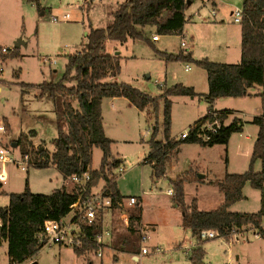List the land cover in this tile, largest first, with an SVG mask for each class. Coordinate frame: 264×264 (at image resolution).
<instances>
[{
  "label": "rangeland",
  "instance_id": "obj_1",
  "mask_svg": "<svg viewBox=\"0 0 264 264\" xmlns=\"http://www.w3.org/2000/svg\"><path fill=\"white\" fill-rule=\"evenodd\" d=\"M123 1L40 0V7H37L27 0H0V47L8 48L6 54L0 55V126L3 127L0 130V145L7 150L12 160L0 162V182L3 183L0 206L8 204L9 193L22 192L26 180L29 190L34 193H50L62 181L61 174L52 166L36 168L29 163L22 170L15 164H25L22 157L24 151L30 161L38 148L53 151L52 139L57 134V120L50 97L47 94L40 97L38 89L22 88L20 82L39 84L43 81H59L65 70L67 56L80 49L89 25L106 27L112 23L113 12ZM241 1L194 0L186 9V17L191 15L192 19L185 23L183 35H158L159 41L150 43L143 38L128 39L124 43L107 40L105 52L119 56L120 70L115 76L109 72L103 81L130 83L153 97L177 83L192 86L196 95L169 97V136L180 139L181 133L188 132L190 125L207 113L208 104L203 96L208 90L206 71L194 62L166 60L158 51L177 54L182 48L191 50L194 59L208 57L216 62H238L239 23L233 21V12L241 10ZM213 9L215 16L212 15ZM64 13L69 14L68 19H52V16L59 17ZM144 31L149 39L155 33L151 27ZM190 35L193 36V43H190ZM182 37L186 43L184 47L180 45ZM225 42L228 46L226 49L223 46ZM16 43L18 47H14ZM14 48L17 50L12 54ZM185 65L190 69L185 70ZM259 92L264 94V87H252L251 95L243 97L217 98L214 103L216 109L233 111L225 123L235 116L241 119L242 130L232 133L227 145L203 148L195 143H182L178 153L167 163V175L158 180L152 175L151 166L143 163V159L149 152L148 142L153 132L157 140H164L163 99L158 100V108L154 111L150 106L139 110L124 97L103 98L101 113L104 132L113 140L112 155L121 159L124 167L120 175L117 168L112 169L116 185L127 208L130 207L127 205L129 196H141L137 205L142 207L139 216L143 225L139 226H142L140 231L149 235V239L140 243L137 231L125 228L122 223L118 224V211L106 208L102 211V234L97 240L101 244L109 243L111 238L119 234L126 238L121 245H135L137 253L143 245L148 252L141 254L137 261L132 258V253L125 251L116 252L117 258H114L109 249H98L101 256L95 251L77 256L70 244L47 242L31 260L19 264H193L191 249L198 244L204 250L199 264H264V238L256 234L257 230L247 227L232 238L216 236L197 240L181 225V212L167 192L171 187L168 177H185V203L190 204L196 198L198 209L201 210H211L218 205L219 193L211 183L214 178L220 179L226 173H243L249 167L258 129L251 120L264 110L262 98L257 95ZM101 158V150L93 148V169L99 168ZM253 169L261 170L260 160L254 161ZM2 171L6 173L5 182L1 178ZM204 173L206 177L197 180ZM103 185L104 182L100 181L92 191ZM71 187L67 186L68 189ZM242 191L244 197L233 208L243 212L257 211L260 208V191L249 182L245 183ZM135 207L132 205L125 211L129 215ZM119 208H124L122 203ZM69 216L65 217L66 221ZM150 222L156 223L155 230L149 226ZM261 224L264 227V216ZM115 242L112 240L110 246L117 245ZM6 251V243L2 242L0 264H9Z\"/></svg>",
  "mask_w": 264,
  "mask_h": 264
},
{
  "label": "trees",
  "instance_id": "obj_2",
  "mask_svg": "<svg viewBox=\"0 0 264 264\" xmlns=\"http://www.w3.org/2000/svg\"><path fill=\"white\" fill-rule=\"evenodd\" d=\"M40 7V0H27ZM194 0H124L113 12L112 23L106 27H88L85 41L78 51L67 56L65 70L57 82L43 81L39 84L20 82L22 88L33 87L39 90L38 96L48 95L52 101L56 117V137L52 139L53 151L38 148L29 162L36 168L54 166L64 177L89 173V179L83 187L73 184L70 189L61 186L50 193H34L29 190L26 180L22 192L9 193L8 204L0 206V244L6 243L9 264H19L31 260L38 250L47 243L43 231L46 220L62 222L72 212L70 222L75 226L73 233L76 241L72 249L77 256L97 252L101 244L97 236L102 233V217L99 214L92 224L72 205L85 199L100 181L104 182L107 194L111 198L110 207L121 200L112 169L119 160L111 153L112 139L106 136L101 113L103 98L124 97L139 110L158 108V100L163 99L164 140H157L154 132L149 140V152L143 159L152 169V175L159 179L166 175L167 163L178 153L182 143H196L201 146L217 144L227 145L232 133L242 130V121L233 117L225 123L231 109L218 110L214 103L219 97H243L251 95L250 89L264 87V0H242L241 54L236 63L216 62L208 57L194 59L191 50L180 49L177 54L159 52L166 60L194 62L206 71L208 90L203 96L208 104L205 116L195 120L185 138L175 139L169 136L171 100L174 95H196L192 86L180 83L164 88L162 94L150 96L130 83L103 79L110 72L117 75L120 70L119 56L105 52L107 40L121 43L128 39L152 41L145 35L147 27H153L155 35L182 34L187 22L186 9ZM154 35V34H153ZM14 48L13 53L16 52ZM24 93L25 90L22 89ZM22 93V95H23ZM262 98L263 92L257 93ZM219 121L215 131L206 127L208 122ZM258 126L252 146L250 164L243 173H226L213 183L223 195L222 202L212 210H200L196 198L190 205L185 203V177L169 178L172 187V201L182 213V225L197 240L201 230H213L217 236H228L232 231L253 228L256 234L264 238L261 224L264 216V113L251 120ZM18 141L17 144H19ZM98 147L102 152L100 166L93 169L92 151ZM27 152L24 151L23 154ZM260 160L261 170L254 171L253 163ZM246 182L261 193L260 208L255 212L232 211L230 206L241 200ZM2 183L0 182V189ZM140 207L130 214V220L139 218ZM64 222V221H63ZM123 250L136 252L137 246L123 247ZM204 250L196 245L191 249L193 264L202 261Z\"/></svg>",
  "mask_w": 264,
  "mask_h": 264
},
{
  "label": "built area",
  "instance_id": "obj_3",
  "mask_svg": "<svg viewBox=\"0 0 264 264\" xmlns=\"http://www.w3.org/2000/svg\"><path fill=\"white\" fill-rule=\"evenodd\" d=\"M212 15H215L214 9L212 10ZM234 15V22H238L240 23L241 21V16H242V10H235L233 12ZM69 18V14L68 13H64L59 17L56 16H52V19L54 21H58V20H65ZM159 36L158 35H152L151 40L152 41H156L158 40ZM180 45L182 47L186 46L185 40L182 39L180 42ZM8 52V48L6 47H0V55L3 53H7ZM185 70H189L190 67L188 65H185ZM113 106V104H112ZM219 126V121L216 119L213 122H208L206 124V127L208 128V130L210 131H215V129ZM3 127L0 126V130H2ZM186 134H188V132H183L180 134V138H185ZM23 160L25 162H15V164L20 167L22 170H24L27 165H29L30 162V158L28 156V154H23L22 155ZM12 161L11 158L8 155L7 150L2 147L0 145V162H10ZM14 162V161H13ZM119 172L123 171V167L122 166H118ZM1 178L3 180H5L6 178V173L4 171H2L1 174ZM89 179V173L88 172H84L81 175H77L74 174L72 176H69L68 178H66V185L69 183L72 184H77L83 187V190H85L84 184L85 182ZM107 188L105 186H102L101 188H99L96 191H91L89 193L88 196H86L85 199H81L78 200L76 203H74L72 205V208H78L79 212L82 214V216L84 217V219L86 220L87 224H92L94 223V221L96 220V217L100 214L101 210H103L104 208H109L111 205V198L110 196L106 193ZM137 200L135 197H130L129 198V204L130 205H134L136 204ZM121 205V203H118V206ZM43 231L44 234L46 235L47 238V242L48 243H57V244H74L76 241V237L75 234L73 233V231L70 229L69 224L65 223V222H58L56 220H46L44 222V226H43ZM237 232L232 231L228 236H226L227 238H232L233 235H235ZM217 234L215 231L213 230H201L198 233V237L199 239H207V238H213L216 237ZM98 237V236H97ZM218 237V236H217ZM149 239V235L145 232H141L139 234V242L140 243H144L145 241H147ZM148 252L147 248L145 246H141L140 247V255L141 254H146ZM97 255L101 256L102 253L101 252H97ZM15 264V263H14Z\"/></svg>",
  "mask_w": 264,
  "mask_h": 264
},
{
  "label": "crops",
  "instance_id": "obj_4",
  "mask_svg": "<svg viewBox=\"0 0 264 264\" xmlns=\"http://www.w3.org/2000/svg\"><path fill=\"white\" fill-rule=\"evenodd\" d=\"M215 4V3H214ZM88 9H89V7H87V11H88ZM191 16V15H190ZM190 16H187V21H191V19L192 18H190ZM213 16H215V15H213ZM234 21V20H233ZM201 22H203L202 20H201ZM238 23V22H237ZM152 29H154L153 27H151ZM238 31H239V35H240V54H241V27H240V23H239V27H238V30H237V33H238ZM85 32H87V31H85ZM153 34H155L154 32L151 34V37H152V35ZM183 35V34H182ZM190 37V39H191V41H190V43H193V36H189ZM182 39H184V37H182ZM159 41V38H158V40H156V41H153V42H158ZM220 46V45H219ZM223 46H224V48L226 49V48H228V46H227V43L225 42V43H223ZM182 49V48H181ZM202 58V57H201ZM240 60V59H239ZM261 113H264V110L262 111V112H260L259 113V115L261 114ZM103 118V117H102ZM257 131H258V129H257ZM256 135H257V133H256ZM196 144V143H195ZM215 145H213V146H200V147H203V148H212V147H214ZM117 159V158H116ZM118 160H119V163H118V165L116 166V168L118 169V166H122L123 165V163H122V161H121V159H119L118 158ZM52 167H54V166H52ZM55 168V167H54ZM124 168V167H123ZM56 169V168H55ZM57 170V169H56ZM124 172V169H123V171L122 172H119V169H118V175H120V174H122ZM202 172H204V171H202ZM167 175V174H166ZM165 175V176H166ZM203 175V174H202ZM62 176V175H61ZM206 176H205V173H204V175H203V177L202 178H205ZM170 177H168V179H169ZM171 178H173V177H171ZM197 179V180H203V179ZM215 179H217V178H214V180ZM116 180V179H115ZM158 180V179H157ZM187 181V180H186ZM185 181V182H186ZM189 181V180H188ZM193 181V180H192ZM3 182H5V180H3ZM184 182V183H185ZM189 182H191V181H189ZM211 183H213V181L211 182ZM68 185H73L72 183H69V184H67L66 185V178H64L63 176H62V181H61V184H60V186H56L55 188H53L52 189V191L53 190H55V189H58V188H60L61 186H64V187H67ZM213 185H215L214 183H213ZM2 186H3V183H2ZM216 186V185H215ZM216 188H217V192L219 193V196H218V198H220L219 199V201L216 203V204H220L221 202H222V200H223V195H222V193L218 190V187L216 186ZM51 191V192H52ZM167 192L169 193V196H171V199H172V187H170L168 190H167ZM120 193V192H119ZM120 195H121V193H120ZM130 197H135L136 198V200H137V202H136V204H134L136 207L137 206H139V205H137V203H138V199L140 198L141 199V196H129L128 198H127V205L128 206H130V207H128V208H131L132 207V205H130L129 204V198ZM123 195H121V200H120V203H122V205L124 206V208L123 209H120L119 208V206H115V207H109V208H114V210H117L118 211V216H117V222H118V224L119 223H122V225L125 227V228H128V229H134L135 231H137L138 232V234H140L142 231H140L141 230V228H142V226H139V225H143V223L141 222V217L139 216V218L138 219H133V220H130V214H131V212L133 211H130L129 212V215L127 214V211H125L126 209H128L127 207H125V205H124V202H123ZM192 201V200H191ZM173 202V201H172ZM237 202V201H236ZM235 202V203H236ZM235 203L234 204H232L231 206H230V210H232V211H238L237 209H234L233 207L235 206ZM187 204V203H186ZM187 205H190V204H187ZM217 205V206H218ZM216 206V207H217ZM198 207V206H197ZM215 207V208H216ZM142 207H140V209H141ZM76 209H78V208H76ZM75 209V210H76ZM104 209H106V208H104ZM103 209V210H104ZM214 209V208H213ZM79 210V209H78ZM103 210H101V212H100V214H101V217H102V223H103ZM179 210V209H178ZM201 210V209H200ZM204 210V209H203ZM212 210V209H211ZM74 211V210H73ZM73 211L72 212H70L69 214H70V216H69V214L67 215V216H69V217H67L66 219H68L67 221L64 219L63 221L65 222V223H68L69 224V227H70V229L72 230V231H74L75 230V226L70 222V220H71V218L73 217ZM111 211V210H110ZM180 211V210H179ZM181 212V211H180ZM104 216H105V214H104ZM128 222L130 223V227H129V224H128ZM149 224V226L153 229V230H155V228H156V223H154V222H150V223H148ZM136 225V226H135ZM181 225H182V213H181ZM113 227V226H112ZM112 227H111V232H112ZM102 229H103V224H102ZM120 231V230H119ZM124 231V230H123ZM102 234V233H101ZM100 234V235H101ZM99 235V236H100ZM115 239V240H114ZM116 241L115 243H117V245H112V246H110V242L111 241ZM98 241V240H97ZM126 241V238H125V236H120L119 234H116V236H115V238H111V240H110V242L109 243H100L102 246H101V248H99V249H109V250H111V252L113 253V257L114 258H117V255H116V252H118V251H125V252H129V253H132L133 255H132V258L134 259V261H137L138 259H139V256H140V250H139V253H135V252H130V251H126V250H123L122 248L125 246H123V245H121V242H125ZM99 243V242H98ZM126 247V246H125ZM128 248V247H127ZM140 249V248H139Z\"/></svg>",
  "mask_w": 264,
  "mask_h": 264
},
{
  "label": "water",
  "instance_id": "obj_5",
  "mask_svg": "<svg viewBox=\"0 0 264 264\" xmlns=\"http://www.w3.org/2000/svg\"><path fill=\"white\" fill-rule=\"evenodd\" d=\"M86 34H87V32H85V35H86ZM14 47H18V44L16 43ZM12 145H15V143H12ZM198 177H199V178H202V177H203V175H202V174H200ZM34 264H36V263H34Z\"/></svg>",
  "mask_w": 264,
  "mask_h": 264
}]
</instances>
